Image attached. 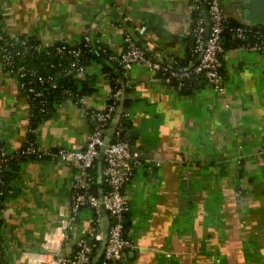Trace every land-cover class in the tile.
<instances>
[{
	"label": "crops",
	"instance_id": "crops-1",
	"mask_svg": "<svg viewBox=\"0 0 264 264\" xmlns=\"http://www.w3.org/2000/svg\"><path fill=\"white\" fill-rule=\"evenodd\" d=\"M243 3L223 0L226 15L264 30V19L244 18ZM191 11L192 0H0L1 25L14 38L79 43L89 31L119 53L128 32L163 60L186 56ZM222 59L223 94L207 83L183 94L159 82L145 63L123 74L127 133L142 159L125 189L134 247L123 264H264V53L232 47ZM107 64L110 69L92 62L85 76L92 89L86 101L95 110L112 93L111 73L117 72ZM91 129L84 111L68 101L39 123L33 139L40 149L81 150ZM29 136L30 105L0 66V145L15 154ZM79 166L45 155L8 169L0 214L4 263L58 264L45 242L69 216ZM97 181L101 189L98 173ZM94 215L89 207L80 211L59 256L92 229ZM107 226L102 209L103 235Z\"/></svg>",
	"mask_w": 264,
	"mask_h": 264
},
{
	"label": "built area",
	"instance_id": "built-area-1",
	"mask_svg": "<svg viewBox=\"0 0 264 264\" xmlns=\"http://www.w3.org/2000/svg\"><path fill=\"white\" fill-rule=\"evenodd\" d=\"M206 3L207 18L210 25L207 36V21L202 4ZM192 10H200L194 30V41L191 53L194 59L187 66L180 67L176 58H154L142 44L128 32L123 34V49L113 53L100 38H92L86 31L82 40L77 42H59L43 44L36 38L10 36L0 22V66L5 73L12 76L30 105V119L35 116L34 110L48 115L54 107L65 102L78 105L87 115L92 129L84 149L72 150L58 148L56 150L40 149L34 139L28 137L25 145L15 154H9L6 147L0 145V214L2 201L6 192L5 171L14 158L36 156L42 158L54 156L63 162H75L80 171L73 184L70 213L58 233L46 238V248L58 264H92L97 249L104 236L100 231V215L104 207L108 219V232L103 254L98 264H123L125 253L134 247L129 232L125 231V223L130 211V201L125 189L133 179L137 167L142 165L141 154L132 145L125 133L122 118H129L130 112L120 111V102L125 96L126 85L116 84L106 105L95 110L82 95L70 88L64 90L65 99L51 101L45 92L59 88V78L67 77L81 84L85 80L86 68L82 64L84 53L100 51L110 62L118 65L123 74H129L133 65L145 63L154 72L155 78L162 84L172 86L181 92L189 81L203 77L206 83L217 94L226 91V77L223 72L222 55L226 51L223 44L224 33H230L241 42L240 48L264 53V30L247 24L233 22L225 13L223 0H192ZM1 19V18H0ZM122 27L120 24L117 25ZM146 27H139L140 34ZM111 127L115 132L111 142L106 146L102 168L103 197L91 191L98 185L94 169L100 154V148ZM37 128L30 127V134ZM98 173V170H97ZM99 187V186H98ZM94 210L92 229L80 233L74 241L72 251L66 256H59L60 241L67 240L69 231L76 228L78 216L83 208ZM0 244V263L6 264L2 258ZM171 256V253H167Z\"/></svg>",
	"mask_w": 264,
	"mask_h": 264
},
{
	"label": "trees",
	"instance_id": "trees-1",
	"mask_svg": "<svg viewBox=\"0 0 264 264\" xmlns=\"http://www.w3.org/2000/svg\"><path fill=\"white\" fill-rule=\"evenodd\" d=\"M201 16V11L200 10H192L191 14H190V28H191V33H190V37L192 38V43L190 48L188 49L186 56L184 58H176L180 64V67H184L187 66L188 63L190 62V60L194 59V57L192 56L191 53V48L193 45V41H194V30L197 24V20L199 19V17ZM263 30V29H261ZM223 44L225 46V49L227 48H234V47H239L241 45V42L238 41L237 39H235L233 37L232 34L230 33H224L223 35ZM96 61L97 63H101L104 65L105 69H110L109 65L107 64L108 58L101 53L100 51H93L91 53H84L83 57H82V64L85 66L86 71L88 72V67L91 65L92 62ZM110 62V61H109ZM112 63V62H111ZM114 64V63H113ZM114 71L116 70L117 73L114 72L111 73L112 74V80H111V85L112 87H115L116 84H119V86H122L124 84V77H123V70L116 64ZM122 76V77H121ZM88 80H83L81 82V84H78V81L75 80H71L67 77H60L59 78V88L56 90H52V91H48L45 92V94L47 95L48 99L51 101H61L63 99H65L64 96V90L67 88H70L74 91H77V89H79V92L82 95H89L92 92V89L90 87H88ZM206 83V80L203 77H199L198 79H196L195 81H189L187 82L184 87L183 90H181V93L185 94V93H191L194 90L199 89L200 87H202L204 84ZM127 91V88H126ZM126 93V92H125ZM130 104L127 102V98L123 97L122 101L120 102V111L124 112L126 110H129V106ZM35 112V116H33L30 119V127L31 128H37L39 123L42 122L44 119H47L48 117H50L51 113L50 112L48 115H44V114H40L39 112H37V110H34ZM123 122V126H124V130L125 133L128 135V127H129V118H122L121 119ZM35 134L31 133L30 134V138L33 139ZM21 159H26L25 157H21L18 156V158H14L10 161V163L8 164L6 171H5V176L7 174L8 169L12 166V164L15 161L21 160ZM97 164L96 167L94 169V173L97 174ZM91 191L94 192L95 194L99 195V188L97 184H94L91 188ZM128 218V216H127ZM129 222L128 219L126 220L125 223V231L126 233L129 232Z\"/></svg>",
	"mask_w": 264,
	"mask_h": 264
},
{
	"label": "water",
	"instance_id": "water-1",
	"mask_svg": "<svg viewBox=\"0 0 264 264\" xmlns=\"http://www.w3.org/2000/svg\"><path fill=\"white\" fill-rule=\"evenodd\" d=\"M202 7H203V13H204L205 19L207 21V36H208L210 25L208 23V18H207V13H206V9H207L206 3L203 2ZM243 8H244L243 14H244L245 19H248L251 22H260V20L264 19V0H244ZM114 132H115L114 127H111L108 131L107 136L104 139V144L100 148V154L97 160L98 174H99L100 181L102 180V168H103L106 146L111 142L112 137L114 136ZM100 187H101L100 197H103V189H102L103 184L101 182H100ZM102 209L106 212V209L104 207ZM107 232H108V226H107L106 232L103 235L104 239L100 247L96 251V255L93 259L92 264H98L100 261V258L103 254L104 247L106 244ZM45 252H48V250Z\"/></svg>",
	"mask_w": 264,
	"mask_h": 264
}]
</instances>
